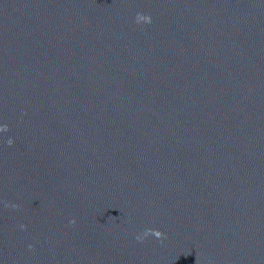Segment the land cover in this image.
I'll use <instances>...</instances> for the list:
<instances>
[{
    "label": "water",
    "instance_id": "obj_1",
    "mask_svg": "<svg viewBox=\"0 0 264 264\" xmlns=\"http://www.w3.org/2000/svg\"><path fill=\"white\" fill-rule=\"evenodd\" d=\"M5 123L0 264H264V0H0Z\"/></svg>",
    "mask_w": 264,
    "mask_h": 264
},
{
    "label": "clouds",
    "instance_id": "obj_2",
    "mask_svg": "<svg viewBox=\"0 0 264 264\" xmlns=\"http://www.w3.org/2000/svg\"><path fill=\"white\" fill-rule=\"evenodd\" d=\"M135 19H136V22L138 24L139 23H142V22H148V23L151 22V16H150V14H145V13H142V12H137ZM7 127H8V125L6 123L0 125V128H7ZM7 143L9 145L13 144L14 143L13 137H11V136L8 137ZM11 207L18 208L19 207V204H17V203L14 202V203L11 204ZM75 222H76V218L75 217H71L70 220H69V223L74 224ZM19 226H20V228H26L27 227V225L24 224V223H21ZM149 234H153L156 237H162V236H165L166 235V233H164L159 228L144 227L142 230H140V231H138V232L135 233V239L138 240V241H142L147 236H149ZM29 247H31V245H29Z\"/></svg>",
    "mask_w": 264,
    "mask_h": 264
}]
</instances>
